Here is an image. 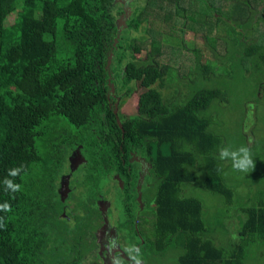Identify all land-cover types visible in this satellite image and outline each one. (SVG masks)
<instances>
[{"label":"trees","instance_id":"16d2710c","mask_svg":"<svg viewBox=\"0 0 264 264\" xmlns=\"http://www.w3.org/2000/svg\"><path fill=\"white\" fill-rule=\"evenodd\" d=\"M136 1L143 6L135 7L124 18L126 30L120 32L117 18L122 8L117 0H0V204L7 202L11 207L10 211H0L5 224L0 228V264L55 261L51 241L62 229H56L60 224L55 216L64 206L56 195L51 160L55 153L61 160L64 150L79 144L84 152L91 153L93 148L87 141L97 138L103 150L96 158L107 167H116L121 175H126L127 167L121 157L126 159L132 149L149 161L156 180L152 190L156 237L151 242L153 254L147 259L156 262L160 250L174 247L178 264H242L248 245L264 242V184L256 182L257 188L250 193L256 203H249L248 197L247 205L240 208V238L228 248L212 236L213 226L202 200L184 194L186 186L198 180L194 169L197 159L208 170L204 189L223 196L227 204H231L234 193L242 191L229 186L219 159L223 139L212 129L213 117L206 113L215 99L225 97L222 90L201 87L179 103L175 98L164 101L163 93L155 87L156 83L173 80L174 75L169 64L151 57L163 55L160 39L168 33L176 43L180 40L178 33L183 29L174 30L179 17H183L182 24L186 20L205 24L201 17L207 12L200 9L206 1ZM191 2L194 11L186 13V4ZM230 4L236 6L234 19L243 12L242 24L257 18L254 31L264 25V3L261 9H254L251 0ZM115 5L120 8L116 13ZM149 9L154 12L147 14ZM7 17L10 21L5 24ZM143 20L142 38L146 39V33L152 37L150 53L144 60L140 56L142 39L131 35ZM216 27L210 30L214 33ZM231 27L236 35L231 37L229 29L224 32L228 39H234L237 59L264 72V40L245 45V29ZM204 33L205 38L211 37ZM126 51L131 57L123 62ZM111 52L116 55L113 65L108 64ZM202 54L196 55L199 63ZM207 66L201 67L200 73ZM110 78L121 88L114 94L110 92ZM131 82L137 87L133 96L136 114L125 116L119 109L124 95L133 93ZM259 83V90H264V77ZM169 86L176 90L174 81ZM16 167L22 168L20 175L9 177V170ZM251 171L252 176L261 173L264 181V160L256 162ZM5 178L19 183L21 190L6 191ZM52 190L53 199L47 195ZM63 233L67 237L66 229Z\"/></svg>","mask_w":264,"mask_h":264},{"label":"rangeland","instance_id":"374dc122","mask_svg":"<svg viewBox=\"0 0 264 264\" xmlns=\"http://www.w3.org/2000/svg\"><path fill=\"white\" fill-rule=\"evenodd\" d=\"M205 4L202 5L200 12L206 11V15L201 17L199 22L181 23L183 17H179L177 26L174 30L182 28L183 32L178 33L181 35L180 40L176 43L173 37L165 33L160 39L161 44V57L157 54L152 55V59L163 64H169L174 72L173 80L166 81L163 84L156 83L155 87L163 93V100H175L180 103L191 91H195L201 87L215 86L219 87L224 93V98L215 99L211 105L207 108L206 113L213 117L214 126L212 129L216 130L221 135L223 147L238 148L241 145L247 146L251 149L253 160L256 162L264 160V127H262L264 120V90H259L260 80L264 77V72H257V68L249 66V64L241 62V58L237 59L238 49L235 50L234 39H231L236 32H232V25H238L245 31L244 34L248 39L245 41V45L250 44L253 40H264V25H261V29H257V18L244 21L243 24V12H240V17L234 19L237 16L236 13H232L236 9L235 5L230 4L233 1L238 0H204ZM136 0H117V3L121 6L122 12H120L121 19L118 20L119 31L126 30L125 16L133 13L137 3ZM154 2V0H149ZM156 2H163V0H157ZM262 4L264 0L261 1ZM261 2L258 0H251L254 9L262 8ZM258 4V5H257ZM117 5H115L116 7ZM138 6H143L141 2ZM194 3L186 4V13H192ZM114 7V12L120 11L119 6ZM171 8V5H169ZM221 8L219 11H214V8ZM244 8L246 16V7ZM199 11V8H196ZM238 9V8H237ZM154 9L147 10L150 14ZM242 10V7H239ZM232 13L231 15H229ZM13 15L9 16L12 17ZM9 17L5 21V24L9 23ZM146 21H142L138 30H131V35L137 39H142L141 59H146L150 53L149 40L152 38L146 33V39L142 38L143 25ZM189 26L193 29H189ZM216 27V31L213 33L210 28ZM230 30L231 37L228 39L224 30ZM248 29V30H247ZM215 30V29H214ZM185 32V33H184ZM211 34V37L205 38L204 35ZM229 33V31H227ZM229 41V47L227 42ZM238 46V44H236ZM244 46V44H243ZM118 54H121V49L118 50ZM205 52V53H203ZM130 51L123 52L122 61L129 59ZM203 53V54H202ZM202 54V60L199 63L196 59V55ZM216 54V56L214 55ZM114 52L110 53L108 61L109 65L114 64L115 59ZM239 57V56H238ZM196 64L198 66L196 67ZM208 64L203 72L200 73V68ZM108 65V66H109ZM261 68V67H260ZM198 70V72H197ZM192 71V73H190ZM112 78L114 77L111 73ZM177 77V79H176ZM112 78L109 80L110 92H114L119 89L117 82L113 83ZM175 82L176 90L172 91V86H169V82ZM259 83V84H258ZM129 87L133 90L131 95H124L125 102L120 106V111L125 116L136 114L134 94L137 91L135 83H130ZM121 91H118L120 93ZM122 97V96H121ZM120 99V96H119ZM220 148V149H221ZM137 164L143 166L139 157L136 158ZM222 167L225 168L224 172L229 177V186L234 191L240 189L242 191L234 193V197L231 204H227L223 196L214 194L213 192L204 189V175L208 170L202 167V163L197 159L196 170L198 174V180L194 184H189L184 189V194L187 193L200 198L204 204V211L206 215L210 217V223L213 226L212 236L217 237L215 241L220 245L228 248L231 243L238 241L240 236L238 235V224L242 221L240 217V208H244L247 205V198L250 197L249 203H256L252 198V193L257 188V183L264 184L262 174L256 173L252 176V171L249 173H240L232 169L230 160H222ZM257 182V183H256ZM250 194V195H249ZM233 202V203H232ZM244 216V213L241 212ZM221 216L222 219H221ZM227 218V219H225ZM173 244V243H172ZM164 247L160 250L161 258L156 262L149 261L148 264H178L177 252L175 248ZM242 264H264V242L259 241L256 245L250 244L247 247V253L245 255Z\"/></svg>","mask_w":264,"mask_h":264},{"label":"flooded vegetation","instance_id":"af4514ba","mask_svg":"<svg viewBox=\"0 0 264 264\" xmlns=\"http://www.w3.org/2000/svg\"><path fill=\"white\" fill-rule=\"evenodd\" d=\"M118 14L117 23L121 19ZM87 142L93 148L91 153L84 152L79 144L73 150H64L61 160L56 153L51 160L57 177L56 195L64 206L55 216L60 224L56 229H62L59 237L51 241L56 255L51 264H112V255L120 256L123 264H130L124 252L130 244L141 248L142 264H148L151 260L147 257L153 254L151 242L156 237L152 228L156 211L152 190L156 180L149 170V161L139 150L132 149L126 159L121 157L127 166L126 175H121L116 167H107L96 158L103 150L100 138ZM137 157L143 166L137 164ZM47 195L53 199L55 192ZM61 236L63 240L59 239ZM110 239L119 245L111 251ZM160 255L157 254L158 259Z\"/></svg>","mask_w":264,"mask_h":264},{"label":"clouds","instance_id":"9594fccd","mask_svg":"<svg viewBox=\"0 0 264 264\" xmlns=\"http://www.w3.org/2000/svg\"><path fill=\"white\" fill-rule=\"evenodd\" d=\"M219 159L230 160L232 169L240 173H249L255 167L251 149L244 145L238 148L223 147L219 149ZM21 171V167L12 168L9 170L8 176L16 177L20 175ZM3 183L6 191L10 190L15 193L21 190V185L16 183L13 179L5 178ZM10 210L11 207L7 202L0 204V211ZM3 227H5V224L3 218L0 217V228ZM118 246V242L115 239H110L108 241V248L110 251L116 249ZM124 252L127 254L130 264H142V250L136 244L128 245L124 248ZM111 259L112 264H123L121 257L118 255H112Z\"/></svg>","mask_w":264,"mask_h":264},{"label":"water","instance_id":"95a60500","mask_svg":"<svg viewBox=\"0 0 264 264\" xmlns=\"http://www.w3.org/2000/svg\"><path fill=\"white\" fill-rule=\"evenodd\" d=\"M116 108L114 109V112H116ZM117 122H118V124H119V126H120V128H122V125H121V122H120V120L117 118Z\"/></svg>","mask_w":264,"mask_h":264}]
</instances>
